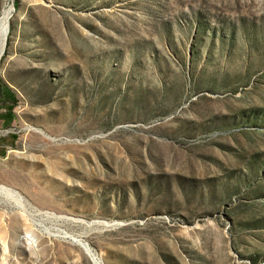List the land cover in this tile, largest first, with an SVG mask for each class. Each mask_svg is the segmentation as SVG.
Returning <instances> with one entry per match:
<instances>
[{"label": "rangeland", "instance_id": "374dc122", "mask_svg": "<svg viewBox=\"0 0 264 264\" xmlns=\"http://www.w3.org/2000/svg\"><path fill=\"white\" fill-rule=\"evenodd\" d=\"M10 7L0 264H264V0Z\"/></svg>", "mask_w": 264, "mask_h": 264}, {"label": "bare ground", "instance_id": "6f19581e", "mask_svg": "<svg viewBox=\"0 0 264 264\" xmlns=\"http://www.w3.org/2000/svg\"><path fill=\"white\" fill-rule=\"evenodd\" d=\"M11 16V7L4 10L0 14V59L1 56L5 50L6 47V38H7V33H8V21ZM0 192H5L7 194L12 195V191L4 186L0 185ZM14 194V193H13ZM6 195V194H5ZM15 200V199H14ZM19 202V201H18ZM27 202V201H26ZM28 206V205H27ZM35 211V210H34ZM49 214V213H48ZM48 216V215H47ZM55 216V215H54ZM75 221V220H74ZM18 227V226H17ZM27 230V229H26ZM91 258L95 261L94 256L91 255Z\"/></svg>", "mask_w": 264, "mask_h": 264}]
</instances>
